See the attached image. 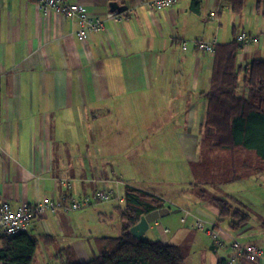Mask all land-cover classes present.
<instances>
[{
	"label": "crops",
	"instance_id": "1",
	"mask_svg": "<svg viewBox=\"0 0 264 264\" xmlns=\"http://www.w3.org/2000/svg\"><path fill=\"white\" fill-rule=\"evenodd\" d=\"M72 1L105 25L86 45L75 21L34 0H0V202L60 205L30 227L39 243L34 264L89 263L99 254L96 239L114 236L116 217L121 232L127 187L164 200L171 214L144 237L180 249L188 238L185 263L264 264V256L250 262L231 245L264 251V173L207 188L248 217L237 229L232 215L219 220L217 207L191 195L193 166L206 156L203 95L214 63L196 44L217 49L244 33L237 63L264 61V0H246L239 16L220 0H177L162 11L150 8L155 0ZM101 191L111 201L66 210ZM199 221L206 231L195 228Z\"/></svg>",
	"mask_w": 264,
	"mask_h": 264
},
{
	"label": "trees",
	"instance_id": "2",
	"mask_svg": "<svg viewBox=\"0 0 264 264\" xmlns=\"http://www.w3.org/2000/svg\"><path fill=\"white\" fill-rule=\"evenodd\" d=\"M261 2L258 0L259 5ZM220 4L239 16L246 0H220ZM193 10L199 12V2H193ZM236 39L235 34L233 43L215 51L211 88L203 95L207 102L203 137L206 156L193 166L195 183L191 185V191H197L200 199L219 209V220L232 215L234 229L248 221V217L241 212L233 213L226 201L211 195L204 186L218 191L264 173V61L239 65L237 56L241 49ZM124 199L119 211L121 236L96 239L99 254L86 264H184L185 257L178 246L144 237L136 239L130 233L143 216L165 208L164 200L132 187L125 189ZM1 239L0 264L35 263L37 239L28 234ZM66 264L81 263L68 259ZM218 264L227 263L222 260Z\"/></svg>",
	"mask_w": 264,
	"mask_h": 264
},
{
	"label": "built area",
	"instance_id": "3",
	"mask_svg": "<svg viewBox=\"0 0 264 264\" xmlns=\"http://www.w3.org/2000/svg\"><path fill=\"white\" fill-rule=\"evenodd\" d=\"M37 6L46 13L53 12L58 16L75 21L77 23V39L86 45L94 34L105 30L103 20L92 17L84 6L72 0H34ZM177 0H155L150 8L156 11H162L171 8ZM117 14L111 13L110 18L117 20ZM236 42L241 50L246 49L248 38L244 33L237 35ZM197 49L204 54L215 56V45L199 42ZM188 43L182 42V49L187 51ZM112 194L108 191H101L94 196H83L68 203L66 210L78 212L91 208L96 203H107L111 201ZM124 202V198L119 199ZM60 205L54 202L37 203L33 205H24L19 209H13L9 202H0V238H12L22 234H28L31 225L36 220H44L49 213L55 214ZM195 228L198 231H206L204 222L196 223ZM213 234V232H212ZM233 250L239 257H245L250 262H256L264 256V251L255 245H242L238 242L231 243ZM234 258L230 261L232 263Z\"/></svg>",
	"mask_w": 264,
	"mask_h": 264
},
{
	"label": "water",
	"instance_id": "4",
	"mask_svg": "<svg viewBox=\"0 0 264 264\" xmlns=\"http://www.w3.org/2000/svg\"><path fill=\"white\" fill-rule=\"evenodd\" d=\"M111 11L114 13L119 10V6L117 3H111L110 5ZM178 213V211H176ZM171 214L170 210L167 208H163L161 210L154 211L146 216H143L136 226L131 228L130 233L136 239L143 238L146 233L149 231L151 225L156 224L160 220Z\"/></svg>",
	"mask_w": 264,
	"mask_h": 264
},
{
	"label": "rangeland",
	"instance_id": "5",
	"mask_svg": "<svg viewBox=\"0 0 264 264\" xmlns=\"http://www.w3.org/2000/svg\"><path fill=\"white\" fill-rule=\"evenodd\" d=\"M203 187V186H202ZM205 188H209V187H207V186H204ZM203 187V188H204ZM211 193V192H210ZM191 195H192V198L194 199V198H197V199H199V197H200V195L197 193V191H195V192H191ZM211 195H213V196H215L214 194H211ZM116 205H118L117 203H116ZM213 206L214 207H216L214 204H213ZM179 216V215H178ZM101 220V222H105L106 220L105 219H103V217L100 219ZM111 220H113V219H111ZM162 222H164V220H161ZM230 220L229 219H227V220H225V221H223V222H221V223H227V222H229ZM110 233H114V236L113 235H111L112 237H120L121 236V232L119 231V229H120V220H119V218L118 217H116V218H114V220H113V222H111L110 221ZM104 228V227H103ZM107 228H108V224H107ZM105 229V228H104ZM144 238H150V237H144ZM189 248H190V246H189V244H188V238H187V243L186 244H183V246H181V249H182V253H183V256L184 257H186V256H188V251H189ZM187 262V261H186ZM184 264H190V260H188V262L187 263H184Z\"/></svg>",
	"mask_w": 264,
	"mask_h": 264
}]
</instances>
